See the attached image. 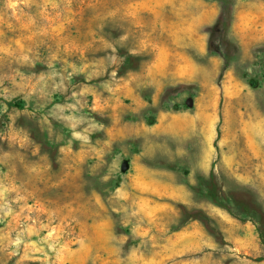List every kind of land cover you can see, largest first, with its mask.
<instances>
[{
	"label": "rangeland",
	"instance_id": "1",
	"mask_svg": "<svg viewBox=\"0 0 264 264\" xmlns=\"http://www.w3.org/2000/svg\"><path fill=\"white\" fill-rule=\"evenodd\" d=\"M264 0H0V264H264Z\"/></svg>",
	"mask_w": 264,
	"mask_h": 264
},
{
	"label": "trees",
	"instance_id": "2",
	"mask_svg": "<svg viewBox=\"0 0 264 264\" xmlns=\"http://www.w3.org/2000/svg\"><path fill=\"white\" fill-rule=\"evenodd\" d=\"M259 232H260V238H261L262 242L264 243V229L260 228Z\"/></svg>",
	"mask_w": 264,
	"mask_h": 264
}]
</instances>
